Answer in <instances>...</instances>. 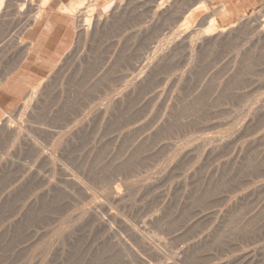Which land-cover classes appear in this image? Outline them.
<instances>
[{
  "label": "rangeland",
  "instance_id": "obj_1",
  "mask_svg": "<svg viewBox=\"0 0 264 264\" xmlns=\"http://www.w3.org/2000/svg\"><path fill=\"white\" fill-rule=\"evenodd\" d=\"M82 1L62 0L69 50L0 118V264H264V4ZM21 2L0 81L37 22Z\"/></svg>",
  "mask_w": 264,
  "mask_h": 264
},
{
  "label": "crops",
  "instance_id": "obj_2",
  "mask_svg": "<svg viewBox=\"0 0 264 264\" xmlns=\"http://www.w3.org/2000/svg\"><path fill=\"white\" fill-rule=\"evenodd\" d=\"M205 1L213 6L224 5L237 14L250 13L264 4V0ZM62 6V0H51L47 4L40 20L31 29L27 55L14 71L0 81V118L19 106L35 82L50 72L55 62L72 45L74 21L69 14L62 11Z\"/></svg>",
  "mask_w": 264,
  "mask_h": 264
},
{
  "label": "bare ground",
  "instance_id": "obj_3",
  "mask_svg": "<svg viewBox=\"0 0 264 264\" xmlns=\"http://www.w3.org/2000/svg\"><path fill=\"white\" fill-rule=\"evenodd\" d=\"M4 1L5 0H0V14H1V10H2V6H3V3H4ZM19 1H22L21 3L22 4H24V6H26V7H28L31 11H35V15L34 16H32L31 17V20H29L30 21V23H31V21L33 22V21H37V20H40V16H41V13H42V9L41 8H43V7H45V6H47V4L51 1V0H41V5H39V6H35L34 4H33V2L34 1H32V0H19ZM40 1V0H39ZM80 1H82V0H80ZM86 0H84V1H82V2H85ZM128 1V0H127ZM169 1V0H168ZM20 3V2H19ZM120 3L123 5V3H122V0L120 1ZM120 3H119V5H120ZM131 3V2H130ZM38 4H40V3H38ZM75 4V3H74ZM82 4H84V3H82ZM82 4H78L77 3V5H81L82 6ZM204 4H206V2H204L203 3V5ZM73 5V4H72ZM203 5H201V6H203ZM23 6V5H22ZM70 7H71V5H69ZM81 6H74L75 8L76 7H78V9L81 7ZM84 6V5H83ZM121 6V5H120ZM205 6V5H204ZM28 8H27V10H28ZM72 8V11H73V6L71 7ZM117 8H119V7H117ZM44 9V8H43ZM77 9V8H76ZM66 10H71V9H66ZM119 10V9H118ZM71 11V12H72ZM40 14V15H39ZM86 14V13H85ZM83 15V14H82ZM82 17H84V16H82ZM37 19V20H36ZM86 19V18H85ZM101 19V18H100ZM92 21V20H91ZM100 21V20H99ZM34 23V22H33ZM85 23L86 24H88V20L87 21H85ZM83 24V23H82ZM85 24V25H86ZM33 25V24H32ZM83 27H84V25H82ZM15 127V126H14ZM7 128V127H6ZM9 128H12V127H9ZM11 131V130H10ZM13 131H14V129H13ZM13 131H12V133H13ZM82 187V186H81ZM114 191V190H113ZM120 197H122V196H120V194H115V199H119ZM112 198H113V196H112ZM113 198V199H114ZM120 200V199H119ZM91 213L93 212V211H90ZM103 222V221H102ZM105 225V224H104ZM150 243V242H149ZM154 250V249H153ZM155 251H157V250H155Z\"/></svg>",
  "mask_w": 264,
  "mask_h": 264
}]
</instances>
